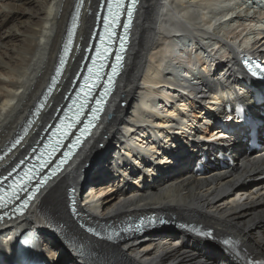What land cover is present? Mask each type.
Wrapping results in <instances>:
<instances>
[{
  "label": "bare ground",
  "instance_id": "1",
  "mask_svg": "<svg viewBox=\"0 0 264 264\" xmlns=\"http://www.w3.org/2000/svg\"><path fill=\"white\" fill-rule=\"evenodd\" d=\"M4 1L0 0V148L15 137L49 83L75 3ZM99 1L84 0L78 29L83 47L93 29ZM263 22L264 11L244 8L238 0H142L126 69L103 121L74 161L41 191L28 212L0 226V249L27 224L50 231L60 221L83 241L111 253L116 264H216L221 260L217 255L225 254L220 243L187 234H146L117 244L97 240L82 230L69 211L68 189L74 187L83 194L79 219L101 224L144 213H172L180 220L213 228L218 237L232 234L264 257V152L246 155L239 144L229 145L240 158L237 166L232 170L211 169L202 176H194L188 169L196 154H184L163 177L146 176L144 188L138 180L116 186L118 178L110 173L112 154L119 147L138 141V148L149 129L171 123L166 117L179 119L178 104L173 102L178 92L192 94L196 101L182 97L196 112L204 113L202 102L208 99L210 88L219 81L231 83L237 74L239 49L264 53ZM188 36L195 42L182 45ZM198 46L204 47L205 53L193 57L191 49ZM81 58L82 52L76 50L42 116L0 169L13 157L24 155L29 143L38 138L42 129L39 122L44 125L52 118ZM192 58L198 63L186 69ZM166 59L167 66L163 65ZM202 67L204 72L197 76ZM196 112L193 130L199 133L202 129L198 126L204 119L200 120ZM208 116L207 109L204 117ZM148 144L143 150L155 148L154 143ZM137 152L134 150L130 157L122 153L121 160L132 165ZM154 157L146 155L147 159ZM154 170L160 171L156 167ZM10 201L14 209L17 195H11ZM63 249L82 253V248L68 242L57 250ZM65 256L66 261L76 263L71 254Z\"/></svg>",
  "mask_w": 264,
  "mask_h": 264
},
{
  "label": "snow or ice",
  "instance_id": "2",
  "mask_svg": "<svg viewBox=\"0 0 264 264\" xmlns=\"http://www.w3.org/2000/svg\"><path fill=\"white\" fill-rule=\"evenodd\" d=\"M114 2L117 4V6H119V4L121 3V0H114ZM133 3H135V0H133Z\"/></svg>",
  "mask_w": 264,
  "mask_h": 264
},
{
  "label": "rangeland",
  "instance_id": "3",
  "mask_svg": "<svg viewBox=\"0 0 264 264\" xmlns=\"http://www.w3.org/2000/svg\"><path fill=\"white\" fill-rule=\"evenodd\" d=\"M6 1H8V0H6ZM6 1H4V2H6ZM0 6H3V4H1V2H0ZM4 8H6V7H4ZM193 75H194V74H193ZM193 75H192V76H193ZM194 76H195V75H194ZM171 77H172V79H175V77H173V76H171ZM189 160H190V159H189ZM55 218H57V216H56ZM55 218H54V219H55Z\"/></svg>",
  "mask_w": 264,
  "mask_h": 264
}]
</instances>
